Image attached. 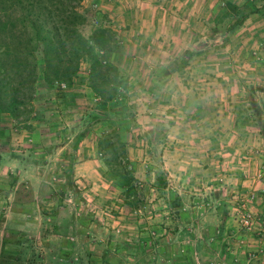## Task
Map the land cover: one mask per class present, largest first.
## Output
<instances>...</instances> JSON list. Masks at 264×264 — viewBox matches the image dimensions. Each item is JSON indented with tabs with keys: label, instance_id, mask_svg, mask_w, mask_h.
<instances>
[{
	"label": "crops",
	"instance_id": "obj_1",
	"mask_svg": "<svg viewBox=\"0 0 264 264\" xmlns=\"http://www.w3.org/2000/svg\"><path fill=\"white\" fill-rule=\"evenodd\" d=\"M87 2L94 10V28L114 32V48L98 54L121 77L120 94L115 101H99L87 85L83 62L64 88L39 81L29 127L0 123V254L11 249L12 259L23 262L27 245H38L35 260L43 254V264L49 263L46 251L50 236L59 230L54 220L61 209L54 201L61 192L47 183L62 177L46 170V155L67 150L73 182H101L95 140L115 127L136 178L147 187L155 182L147 189L149 200L155 194V204L146 205L136 224L111 227L114 235L123 231L127 240L111 238L108 258L97 252L94 242L85 237L84 243L72 234L86 225H73L70 219L71 233L61 239L57 260L264 264V238L256 243L253 234L242 232L232 207L236 193L252 190L256 197L250 208L264 217L263 10L255 5V12L235 24L236 16L221 0ZM92 109L114 110L117 116L106 112V117L89 119ZM8 117L0 114L6 121ZM56 136L67 141L50 145ZM22 182L29 186V200L16 192ZM8 233L14 236L1 247Z\"/></svg>",
	"mask_w": 264,
	"mask_h": 264
},
{
	"label": "trees",
	"instance_id": "obj_2",
	"mask_svg": "<svg viewBox=\"0 0 264 264\" xmlns=\"http://www.w3.org/2000/svg\"><path fill=\"white\" fill-rule=\"evenodd\" d=\"M223 3L236 16L235 24L257 10L251 3L241 7L229 0ZM84 20L77 0H0V114L13 119L31 112L30 101L39 81L49 86L70 84L83 62L88 66L87 85L94 96L101 102L118 98L122 79L98 54L114 48V32L109 27H95L83 36L79 26ZM112 111L106 112L116 117ZM106 112L92 109L87 117L103 118ZM95 148L105 174L121 188L124 200L140 195L118 130L105 129L96 138ZM157 179L162 185V178Z\"/></svg>",
	"mask_w": 264,
	"mask_h": 264
},
{
	"label": "rangeland",
	"instance_id": "obj_3",
	"mask_svg": "<svg viewBox=\"0 0 264 264\" xmlns=\"http://www.w3.org/2000/svg\"><path fill=\"white\" fill-rule=\"evenodd\" d=\"M229 1L235 3L237 2L239 4L251 3L252 7H256L255 5H258L256 8L263 10L261 11V14H264V0H229ZM77 8L85 17L84 22L79 26V31L83 36H87L89 32L96 25V23L92 22V18L94 15L93 7L89 5V2H87V0H77ZM244 10H248V8H245ZM262 26L264 27V23L261 22L260 27ZM261 30L263 29L261 28ZM260 37L261 36H259V38ZM262 40L264 41V38L260 40V42H262L263 44ZM30 102H31V112L26 113L25 115L22 116L20 115L18 118L12 119L8 117L9 118L7 119L8 121L0 118V123L8 122L9 123L8 126L10 128L15 127L20 129V127L21 128L29 127L28 120L33 115L32 114L33 97ZM25 118L28 119L25 120ZM59 137L60 136H56L55 138H52L51 139L52 142H50V145L64 144L67 141V139L64 138L60 140ZM83 139L85 140V142H87L88 141L87 135H85ZM69 155H71V152L69 151L67 152V150H62L58 153L56 152L47 153L46 155L49 161V165H47L48 169L46 170L49 171V173L51 174L52 173L57 174L60 177H62L60 178L61 180H57V181L53 180L51 184L47 183V185L51 188L52 191H54V189H58L61 192V197L55 199L54 201V203L57 206H60L61 212L59 211L55 214L56 219L54 220V223L58 224V226H55V230L57 228H59V230H57V234H55L56 233L55 231L52 234V236H50L49 238L50 249L47 248L46 251V254L49 257L48 264H62L59 260H57L59 251H61L59 246L61 243L65 241L61 239L64 238L65 236L69 237L68 235L69 233H71L68 224L70 222V219H72L71 221L73 225L76 222H81V224L86 225L85 230H79L80 228H78L77 232L75 231L72 234H75V237H77V239L81 241H84V243H85L84 240L85 237L88 238L89 241L94 242L96 244L95 248L97 252L102 253L103 256H106L108 258L111 257V238L119 241L127 240L124 238L123 231L117 233L116 235L119 234L120 235L116 236L111 232V227L113 225H118V223L119 224L127 223L132 225L136 224L137 221L140 220L141 217L143 216L144 213L143 211L148 210L146 208V205H149L150 207V204H155L154 200L156 199V196L154 194L153 199L149 200L150 195L149 192L147 193V189H149V187L155 186V182L153 184H149V187H147L144 186L138 178H136L139 182L138 189L140 190L141 194L140 195L137 194L134 198L131 197L130 200H128L127 202L132 203V205L128 204L124 200V196L122 195L121 188L117 186L114 180L108 179V176L104 172L105 167L101 163L98 168V173L102 177L100 179L101 182H96V183L94 182V184L87 183L85 181L73 182L71 177L72 169H71V165L69 164L70 163ZM98 157H99V161H101V155L98 154ZM63 158L64 159L66 158V160L64 164L63 163L61 164L60 162H63L61 161L63 160ZM92 186H95V188L93 189ZM91 189H93L97 194L94 193L92 194ZM16 192L20 193L21 199L29 200V186L26 182H22L21 184H19V186L16 189ZM65 194L67 196H64ZM119 211H123V212L121 213ZM201 218L202 217L200 215H197V221L201 220ZM83 225L82 228L84 227ZM154 234L156 235V232L150 234L152 239L155 238ZM7 236L9 238H6ZM7 236L4 237L5 241H2L3 243L1 247L4 246V244L7 242V239L8 242H11L14 234L8 233ZM133 236L134 238H138V239L140 237L138 231H134ZM142 237H147V236L143 235ZM149 239L150 241L152 240L150 237ZM67 240H69V242L74 241L73 239L70 240L69 238ZM10 245L11 243L7 244V247H10ZM37 246L38 245L33 246L32 244H30L29 246L27 245V248L23 250L24 252L21 257V259H23V262L22 261L15 262V259H12L13 256L11 254L12 253L11 249L10 250L6 249L0 254V263L3 262L1 264H43V258H44L43 254L41 257H39L40 258L39 260H35L36 256L40 252ZM66 248L67 251L71 250V247H69L68 244ZM139 263L143 264L144 262L140 261ZM235 263L239 264L238 261H235ZM215 264H225V263L220 262ZM227 264H231V263L227 262ZM246 264L248 263L246 262Z\"/></svg>",
	"mask_w": 264,
	"mask_h": 264
},
{
	"label": "built area",
	"instance_id": "obj_4",
	"mask_svg": "<svg viewBox=\"0 0 264 264\" xmlns=\"http://www.w3.org/2000/svg\"><path fill=\"white\" fill-rule=\"evenodd\" d=\"M60 87L64 88L65 83L60 82ZM255 176L260 178L261 173L256 172ZM255 193L252 190H248L244 193H236L235 202L232 207L236 215V221L238 227L244 233H251L254 235L256 243H260L264 238V217L258 215L256 212L251 210V205L255 200ZM239 244H241L239 242Z\"/></svg>",
	"mask_w": 264,
	"mask_h": 264
}]
</instances>
